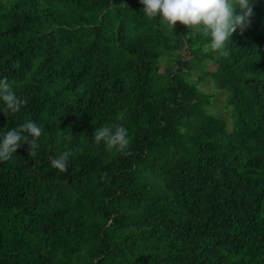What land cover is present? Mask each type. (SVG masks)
I'll return each instance as SVG.
<instances>
[{
  "label": "trees",
  "instance_id": "trees-1",
  "mask_svg": "<svg viewBox=\"0 0 264 264\" xmlns=\"http://www.w3.org/2000/svg\"><path fill=\"white\" fill-rule=\"evenodd\" d=\"M143 7L0 1V78L28 101L0 112V132L43 129L36 157L25 143L0 162V264H264V0L228 57ZM179 49L163 74L160 55ZM204 59L217 62L232 131L193 80ZM106 124L127 129L125 152L93 142ZM66 150L62 173L49 158Z\"/></svg>",
  "mask_w": 264,
  "mask_h": 264
},
{
  "label": "clouds",
  "instance_id": "clouds-1",
  "mask_svg": "<svg viewBox=\"0 0 264 264\" xmlns=\"http://www.w3.org/2000/svg\"><path fill=\"white\" fill-rule=\"evenodd\" d=\"M143 12L148 18L159 17L163 24L173 28L179 22L187 28L201 33L208 42L202 51L217 53L228 57L226 44L233 33L241 32L251 22L253 0H140ZM0 101L4 108L0 110L6 116L18 113L27 104V99L18 97L7 77L0 78ZM43 129L35 121H26L18 127L0 132V162H7L23 144L28 145V155L37 156L38 139ZM92 140L103 144L108 151L125 152L130 140L128 131L122 125H104L95 129ZM70 151H64L56 157H50V166L62 173L67 172Z\"/></svg>",
  "mask_w": 264,
  "mask_h": 264
},
{
  "label": "rangeland",
  "instance_id": "rangeland-1",
  "mask_svg": "<svg viewBox=\"0 0 264 264\" xmlns=\"http://www.w3.org/2000/svg\"><path fill=\"white\" fill-rule=\"evenodd\" d=\"M0 1L6 2L8 0ZM179 52L180 49L176 51L172 50L164 52L160 55V70L163 74H166L174 67V57ZM191 66L190 71L192 73L193 80H198V86L201 91L213 95L211 103L206 106L207 111L224 119L227 123L228 131H232L235 124L234 106L229 103L227 90L219 88L211 75V73L215 72L217 69V62L210 59L197 60L193 62ZM200 76H202L203 79H200ZM164 82L165 78L163 76L160 77L157 83L158 87L162 88L161 85H164Z\"/></svg>",
  "mask_w": 264,
  "mask_h": 264
}]
</instances>
